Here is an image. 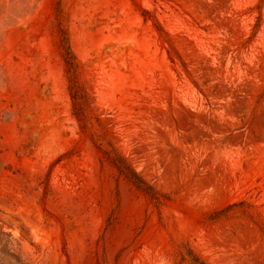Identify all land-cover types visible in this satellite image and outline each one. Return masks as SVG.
Segmentation results:
<instances>
[{"label": "rangeland", "instance_id": "rangeland-1", "mask_svg": "<svg viewBox=\"0 0 264 264\" xmlns=\"http://www.w3.org/2000/svg\"><path fill=\"white\" fill-rule=\"evenodd\" d=\"M192 254L264 264V0H0V264Z\"/></svg>", "mask_w": 264, "mask_h": 264}, {"label": "trees", "instance_id": "trees-1", "mask_svg": "<svg viewBox=\"0 0 264 264\" xmlns=\"http://www.w3.org/2000/svg\"><path fill=\"white\" fill-rule=\"evenodd\" d=\"M65 60L66 63L69 65V68L72 69L76 66V62L69 45L66 46ZM115 164L117 165L120 172L124 174L138 188H141L142 190L148 189L147 184L138 176V174L135 171H133L125 164V161L123 159L121 163L115 162ZM190 257H191V264H206L200 257H198L195 254H192V256Z\"/></svg>", "mask_w": 264, "mask_h": 264}]
</instances>
